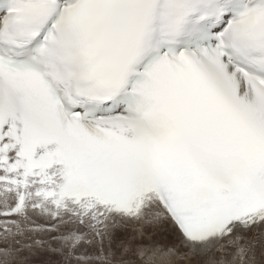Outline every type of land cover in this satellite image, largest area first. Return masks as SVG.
Instances as JSON below:
<instances>
[{
  "label": "snow or ice",
  "instance_id": "obj_1",
  "mask_svg": "<svg viewBox=\"0 0 264 264\" xmlns=\"http://www.w3.org/2000/svg\"><path fill=\"white\" fill-rule=\"evenodd\" d=\"M0 196V264L254 259L264 0H0Z\"/></svg>",
  "mask_w": 264,
  "mask_h": 264
},
{
  "label": "rangeland",
  "instance_id": "obj_2",
  "mask_svg": "<svg viewBox=\"0 0 264 264\" xmlns=\"http://www.w3.org/2000/svg\"><path fill=\"white\" fill-rule=\"evenodd\" d=\"M15 201L12 199V201L10 202V206H14ZM4 207L0 208V211H3ZM29 215L31 220L35 221L36 224H44L45 226H48L49 224L53 223L51 221H47L44 217H41L38 213V211L36 212H32L31 210L29 211ZM14 219H18V217H4V216H0V247H3V239H4V229L6 226V221L8 220H14ZM8 227L12 228L13 231H15V228L13 225H7ZM29 228L33 227V225L30 223L28 225ZM33 233H30L28 231H26L23 235H16L15 236V240L17 241H21L23 243H31V240L28 239V237L32 236ZM135 235L134 233H128V236H132ZM39 238V237H37ZM128 237L125 236L124 234H120L119 239H127ZM141 242V239H138L136 241H133V243H138ZM144 243H147L146 240H143ZM16 247H19V245H15ZM235 249L231 250V254L229 255V259L230 260H234L237 261L239 260V264H240V259L236 258L235 256ZM24 255H28L26 252L24 253ZM49 253H40L36 256H30L26 262V264H47L48 260H49ZM234 257V259H233ZM54 258V257H53ZM0 261H2V257H0ZM136 264H141V262L139 260H137ZM178 264H189V262L187 261H179ZM234 264H238L236 262H234ZM241 264H264V247H260L257 248L256 250V256L254 259H248L247 257L244 259V261H241Z\"/></svg>",
  "mask_w": 264,
  "mask_h": 264
},
{
  "label": "bare ground",
  "instance_id": "obj_3",
  "mask_svg": "<svg viewBox=\"0 0 264 264\" xmlns=\"http://www.w3.org/2000/svg\"><path fill=\"white\" fill-rule=\"evenodd\" d=\"M11 201H12V199L10 198L9 199V204H10ZM1 207H4V198L2 196H0V208ZM164 236H165V233L161 232L155 238L160 240L163 243H171L172 242L170 237L168 239H164ZM233 256H235V255H233ZM233 259H234V257H233ZM234 262L239 264V260H238V262L237 261H234ZM240 264H241V261H240Z\"/></svg>",
  "mask_w": 264,
  "mask_h": 264
}]
</instances>
